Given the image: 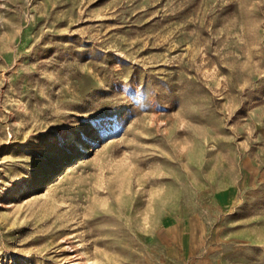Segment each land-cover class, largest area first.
<instances>
[{
    "label": "rangeland",
    "instance_id": "rangeland-1",
    "mask_svg": "<svg viewBox=\"0 0 264 264\" xmlns=\"http://www.w3.org/2000/svg\"><path fill=\"white\" fill-rule=\"evenodd\" d=\"M0 264H264V0H0Z\"/></svg>",
    "mask_w": 264,
    "mask_h": 264
}]
</instances>
